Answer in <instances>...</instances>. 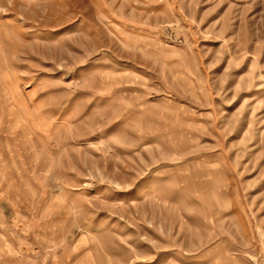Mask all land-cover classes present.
<instances>
[{
	"label": "rangeland",
	"instance_id": "obj_1",
	"mask_svg": "<svg viewBox=\"0 0 264 264\" xmlns=\"http://www.w3.org/2000/svg\"><path fill=\"white\" fill-rule=\"evenodd\" d=\"M0 264H264V0H0Z\"/></svg>",
	"mask_w": 264,
	"mask_h": 264
}]
</instances>
